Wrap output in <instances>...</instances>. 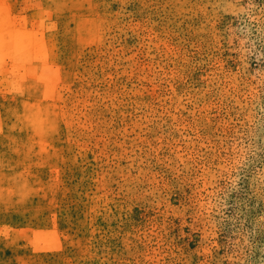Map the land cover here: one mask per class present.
I'll use <instances>...</instances> for the list:
<instances>
[{
    "label": "rangeland",
    "instance_id": "rangeland-1",
    "mask_svg": "<svg viewBox=\"0 0 264 264\" xmlns=\"http://www.w3.org/2000/svg\"><path fill=\"white\" fill-rule=\"evenodd\" d=\"M0 264H264V0H0Z\"/></svg>",
    "mask_w": 264,
    "mask_h": 264
}]
</instances>
